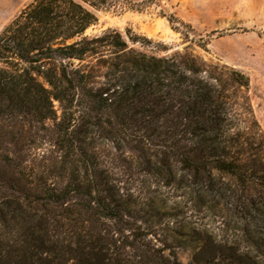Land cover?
Returning <instances> with one entry per match:
<instances>
[{"label": "trees", "instance_id": "1", "mask_svg": "<svg viewBox=\"0 0 264 264\" xmlns=\"http://www.w3.org/2000/svg\"><path fill=\"white\" fill-rule=\"evenodd\" d=\"M151 2L162 5L33 0L0 32V151L15 146L3 158L10 179L30 184L8 195L0 181V264H128L125 248L132 264H180L123 217H132L127 195L112 172L130 159L158 174L180 166L216 204L227 201L246 235L264 240V131L249 97L239 101L245 74L188 54L150 55L116 29L87 34L99 18L85 3L141 11ZM161 15L179 30L176 15ZM86 214L112 221L113 232L80 226ZM57 216L71 227L51 228ZM10 227L17 238L7 239ZM214 245L200 264H264L262 244L255 255Z\"/></svg>", "mask_w": 264, "mask_h": 264}, {"label": "rangeland", "instance_id": "2", "mask_svg": "<svg viewBox=\"0 0 264 264\" xmlns=\"http://www.w3.org/2000/svg\"><path fill=\"white\" fill-rule=\"evenodd\" d=\"M32 1L0 0V32ZM161 4L151 2L141 11H136L112 7L95 9L85 3L99 18L87 34L96 35L110 28L116 29L131 47L150 55L188 54L198 61L239 70L250 82L248 89L238 91L239 101L246 105L249 97L264 131V0H161ZM163 7L167 14L178 17L176 26L179 30H175L168 18L161 15ZM243 126L239 123V127ZM20 147L21 144L18 150ZM12 149L16 150L15 146L7 143L0 151L4 155L0 157V181L8 195L25 191L22 188L26 185L30 187L24 180L19 183L10 179L11 172L3 158L12 156ZM19 155L25 163L29 159L25 150L20 149ZM129 161L112 172L127 195L122 203L127 204V212L132 217L125 214L123 217L165 249L173 262L200 264L209 255L199 252L205 246L208 254L214 252V242L249 248L253 255L259 250L257 243L264 245L260 236H248L239 228L238 218L227 201L221 200L220 204H216L213 195L192 184L180 166L171 171L172 175L166 168L158 169L162 172L158 174L155 168L145 171L132 159ZM13 187L18 191H14ZM62 211V208H57V214ZM86 215L84 218L88 221L83 220L80 226H87V229L98 226L102 233L113 232L115 226L112 221L104 219L95 222ZM56 218L57 222L50 218L51 228L71 227L70 220L60 216ZM9 231L7 239L18 237L13 227ZM260 248L264 251V246ZM123 251L126 263L137 261L133 249L125 248Z\"/></svg>", "mask_w": 264, "mask_h": 264}]
</instances>
